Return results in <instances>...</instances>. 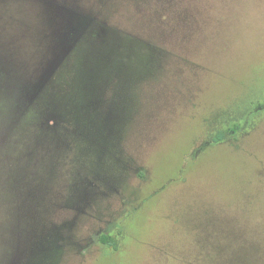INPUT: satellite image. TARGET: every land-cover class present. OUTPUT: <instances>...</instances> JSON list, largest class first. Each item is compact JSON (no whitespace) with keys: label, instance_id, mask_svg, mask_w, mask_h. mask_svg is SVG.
<instances>
[{"label":"rangeland","instance_id":"obj_1","mask_svg":"<svg viewBox=\"0 0 264 264\" xmlns=\"http://www.w3.org/2000/svg\"><path fill=\"white\" fill-rule=\"evenodd\" d=\"M0 264H264V0H0Z\"/></svg>","mask_w":264,"mask_h":264},{"label":"flooded vegetation","instance_id":"obj_2","mask_svg":"<svg viewBox=\"0 0 264 264\" xmlns=\"http://www.w3.org/2000/svg\"><path fill=\"white\" fill-rule=\"evenodd\" d=\"M260 107H262V104H260ZM245 126H246V123H245ZM237 129H241V125L238 122L234 123V129H233L232 133L235 134ZM219 135H220V133L217 134V136H219ZM225 136H226V133H223L222 138L224 139ZM213 139L215 142L218 141V140H216V137H213Z\"/></svg>","mask_w":264,"mask_h":264},{"label":"trees","instance_id":"obj_3","mask_svg":"<svg viewBox=\"0 0 264 264\" xmlns=\"http://www.w3.org/2000/svg\"><path fill=\"white\" fill-rule=\"evenodd\" d=\"M222 137H223V135L221 134V135H219L218 137H217V140H220V139H222ZM103 240L104 241H108L109 239H108V237L107 236H104L103 237Z\"/></svg>","mask_w":264,"mask_h":264}]
</instances>
